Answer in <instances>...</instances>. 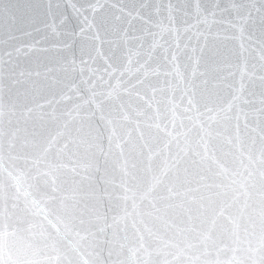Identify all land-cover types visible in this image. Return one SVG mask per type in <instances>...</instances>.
I'll use <instances>...</instances> for the list:
<instances>
[{"label": "water", "instance_id": "1", "mask_svg": "<svg viewBox=\"0 0 264 264\" xmlns=\"http://www.w3.org/2000/svg\"><path fill=\"white\" fill-rule=\"evenodd\" d=\"M3 2L11 7L10 13L0 17V82L3 86L5 105L3 183L6 206L11 209L8 195L15 191V188L11 187L13 181L9 178V170L13 171V175H19L21 170L29 172L30 176L35 175L31 159L40 152L41 145L46 146V142L54 137L58 140L57 147H62L65 142L75 139L79 147L72 144L70 151L62 153L57 151V147H53L49 150L47 158L41 160L39 167L45 169L49 164L65 165L55 172L59 189L55 195L74 197L77 215L82 213L86 221L83 226L79 225V220L76 221L78 229L81 230L80 234L84 235L82 229L87 228L95 233L96 240L93 242L92 237H89V242L80 241L73 232L62 241L61 247L62 250L68 251L71 245L75 244L79 254H73V258L77 261L89 260L99 261V264H112L117 256L114 251L109 257V250H119V242H122L124 237V232L120 231L117 240L113 234L114 229L110 227L112 217L123 214L124 202L117 198L122 194L119 188L120 169L114 157L106 158L96 148L89 147V144L98 142L96 138L103 134V147L107 152L108 133L99 119L100 112L95 109V104L87 103L93 92L99 94L110 90L109 84L113 86L117 84V79L107 75L105 69L113 72L123 87L132 89L133 85L136 86L131 96L122 93V100L126 105L131 102L134 108H142L145 114L136 117L133 112V121L123 131L131 132L135 141L140 135L136 131L139 121L145 137H152L150 142L153 148H164L166 140L160 138L163 136L162 133L160 137H156L155 128L147 127L148 123L153 122L149 117L156 116L157 108L163 114L166 105L168 108L171 107L168 105V99L175 96L176 102L179 103V98L183 94L184 85L174 90L169 89L167 82L175 85V73L165 76L164 72H170L173 67L178 66L180 72L191 79L192 69L195 67L197 84L207 79L211 86L218 82V77H221L226 78L227 85L234 84L237 89L240 87L243 73L245 88L238 105L240 119L237 121L233 117L230 122L213 125V135L209 144L210 153L214 152L228 169L227 178L214 175L219 172L215 165H212L211 171L208 168L200 169L185 158L181 168H188L189 173L185 175L181 170L179 179L174 178V182L178 186L180 184L187 186V182L191 181L195 187L196 181L204 177V183L215 181L229 184L241 191V183L248 182L250 196L247 197L248 207L243 211L242 218L237 209L243 207L245 197L241 196L239 204L231 209L232 214L239 219V244L233 243L235 237H226L227 242L237 251L221 253L219 258L227 260L235 255L237 258L248 260L250 264L252 254L249 249L258 248L261 235L259 151L260 128L264 127V115L261 114V109L264 108V104L261 103L264 99V82L258 77L264 74L260 70V41L264 39V23L261 22V13L256 11L261 8V0H235L237 4L243 5L239 13L233 10V0H200L199 17L195 11L196 0H105L104 14L111 17L115 12L122 18L119 21H112L110 31L107 34L101 33L102 38L95 40L92 38L94 33L80 34V21L72 15L71 8L66 4L61 6V10L69 17V22L61 28L51 16L30 11V7H34L37 0ZM46 3L47 0L45 5ZM141 3H147L151 7L141 8ZM170 4L176 9L171 14V19L168 11ZM121 7L125 9L123 13L119 11ZM156 8L160 10L158 14ZM249 9L252 10L251 17L246 22L240 20L241 15L247 16ZM213 12L215 15H212ZM71 32L76 35L70 36ZM173 53H176L175 61L171 60ZM82 60L87 64H83ZM109 64L114 68H109ZM142 66L160 69L159 75L149 74L143 87L138 82V79H145ZM89 69L95 70V74ZM253 72L255 76L251 75ZM101 76L103 80L100 79ZM149 85L158 89L155 95L159 103L154 102L151 109L136 97L137 91L141 96L147 92L148 97H151L153 93ZM231 93V87H223L219 90V96L215 98L216 103H226L231 99ZM100 99L102 97L97 95L96 100ZM10 106H14L11 116ZM92 111H95L94 117ZM177 112L179 114L180 110ZM104 113L106 116L109 113L115 115V109L107 101ZM168 117H171V112H168ZM58 133L63 135L58 136ZM12 134L15 135L13 154L27 155L29 158L27 165L24 159L15 161L8 159V141ZM237 135L239 141L236 139ZM229 137L232 138V144L227 142ZM80 141L84 143L81 144ZM237 144L239 148L235 146ZM199 150L203 152V148ZM176 152L177 148L173 143L169 149H164L161 155L153 157V168L162 166L164 158L170 159ZM249 154L254 157L253 162L249 161ZM89 164L91 167H88ZM148 164L147 159H144L142 167L146 169ZM209 164L211 165V161ZM73 167L76 168V172L71 171ZM249 170L254 173L251 179L248 177ZM30 176L24 179L28 183L36 184L39 192H51L50 185H45L43 179H39L37 183L31 180ZM233 180L238 183L232 184ZM229 192L231 195L230 190ZM58 203V200L50 202L49 207ZM68 203L71 204L73 201L69 200ZM128 203L131 211V201ZM23 207L21 197L16 211L23 218L20 223L21 229H27V221L36 218L21 212L20 209ZM174 222L179 227L185 226L178 216L174 217ZM128 223L130 225L131 221ZM120 227L121 229L124 227L123 222ZM155 227L160 228L162 232L164 230L163 224L159 222H155ZM213 235L217 236L218 231ZM30 238V233L21 231L17 238L6 240L5 258L7 259V246L11 245L13 259L19 260L21 264L33 260L45 264V255L27 246ZM33 243L35 244V240ZM194 255L199 256L200 253ZM200 258L215 261L217 253L212 251L210 256ZM151 259L162 258L153 255Z\"/></svg>", "mask_w": 264, "mask_h": 264}, {"label": "snow or ice", "instance_id": "2", "mask_svg": "<svg viewBox=\"0 0 264 264\" xmlns=\"http://www.w3.org/2000/svg\"><path fill=\"white\" fill-rule=\"evenodd\" d=\"M66 4L71 8L72 15L80 21V34H93L92 38L101 39V33L107 34L112 28V21H119L122 17L116 15L115 12L109 15L105 13V0H37L34 7H30V11L34 14H44L51 16L54 22H58L59 27L63 28L69 22V17L61 10V6ZM151 5L141 3V8H149ZM218 7V5H217ZM233 10L240 12L243 5H239L233 0ZM201 10L200 0H196V13L199 17ZM121 13L125 11L123 7L119 9ZM155 11L159 13V8ZM169 16L176 11L171 4L168 8ZM261 13V22L264 23V0H261V8L256 9ZM11 12V7L4 4L0 0V17ZM131 14V12H129ZM215 15V12L212 13ZM252 15V10H248L247 16L241 15L240 20L245 21ZM82 18V19H81ZM241 27V31H242ZM70 36H75L76 33H69ZM67 44V41H65ZM178 47V46H177ZM176 53L172 54L171 60H176ZM191 59V58H190ZM87 64L86 61H81ZM109 68H114L109 64ZM144 69L143 75L145 79H138L141 87L145 85L149 74L159 75L160 69H149L142 66ZM95 74V70L89 69ZM260 70L264 73V39L260 41ZM175 73V85L172 82H167L170 90L180 88L184 85L183 94L179 98V103L176 102L175 96L168 99V105L165 106V112L162 114L157 108L156 116L149 117L152 123H148L149 129L155 128L156 137L165 139L164 148H153L150 140L152 137L146 138L143 129L140 127V122L137 121L136 131L140 133L135 141L132 138L131 132L125 133L124 128L130 124L134 117L144 115V111L140 107H133L131 102L127 105L122 100V93L132 95V91L136 89L133 85L132 89H128L121 85L119 78L114 76L113 72L105 69V73L117 79L115 86L109 84L110 90L102 91L99 94L93 92L92 98L87 101L89 105L95 104V109L100 112L99 119L108 133V150L104 151L103 134H100L96 139L98 142L89 144V147L96 148L106 158L114 157L117 167L120 169V184L119 188L122 191L118 195V199L124 202L123 214H117L112 217L110 227L114 229V236L119 240L118 233L124 232L122 242H119V250L110 249L109 257L115 254L117 259L112 264H249L248 260L237 258L235 255L231 259L221 260L220 254L232 251L235 253L236 248H232L227 242L226 237L232 238L233 243L239 244L238 229L239 219L233 215L231 209L236 207L240 202V197L243 196V207L237 209L242 218L243 211L247 209V197L250 196L248 191V182L241 183V190L232 188L229 184L224 183H204V177L200 181H196V186H192V182L177 185L175 180L179 179L181 170L187 175L188 168H181L185 162V158L191 161L192 165L204 169L208 168L211 171L212 165L219 168V172L214 173L216 176H224L227 178L228 169L219 161L214 152L210 153L209 144L213 135V125L230 122L233 117L237 121L239 115V101L242 99L245 85L243 76L241 75V83L239 89L235 85H227L226 78H217V83L210 86V82L205 79L201 84L195 82L197 70L192 69V78H188L186 74L181 73L179 67H173L172 71L164 72L165 76ZM255 76V72L251 74ZM264 82V74L258 77ZM103 80V76L100 77ZM231 87V99L226 103H216V97L219 96V90L223 87ZM151 87L153 95L148 97L147 92L140 95L136 92L137 100L143 101L151 109L156 101V92L158 89ZM162 91V90H161ZM102 97L96 100V96ZM111 103L115 109V115L109 113L107 116L104 113L105 102ZM247 102V101H245ZM264 104V99L261 100ZM78 108L80 106H77ZM12 108L10 106L9 115L11 116ZM4 101H3V86L0 82V264H21L19 260L13 259V249L11 245L7 246V259L5 258L6 240L15 239L21 231L30 233L31 238L28 240L27 246L34 248L35 252L42 253L46 257L45 264H99V261H77L73 258V254H79L78 247L73 244L68 251L62 250V241L67 238L70 233L75 232L80 241L89 242V237L92 241L96 240L95 233L90 232L87 228H83L84 235H81V230L78 229L76 221L79 220V225H85L83 214L77 215V205L74 197L55 195L59 189L57 187L58 178L55 172L58 168H63L65 165L54 166L49 164L47 168L41 169L39 164L42 159L47 158L49 150L57 147V138H51L46 142V146H40V152L32 157L31 164L35 167V175L29 174L27 171L21 170L19 175H13V171L9 170V178L13 181L11 187L15 188L14 192H10L8 200L11 201V209L5 203V191L3 183V172L5 171L4 164V133H3V116H4ZM180 110L179 114L177 110ZM168 112H171V117H168ZM261 114L264 115V108L261 109ZM92 116H95V111H92ZM247 114H245V117ZM179 120V125H177ZM187 121L188 123H185ZM171 124V128H169ZM247 123L245 127L247 128ZM261 148L259 151V175H260V217H261V235L259 238L258 248L252 249L250 264H264V127L260 128ZM63 135L58 133V136ZM219 135V133H217ZM239 141V135L236 137ZM228 144H232V138H227ZM84 143V141H80ZM175 144L177 152L171 158H164V163L159 168L154 169L152 160L154 156L161 155L164 149H169V146ZM80 145L75 139H70L65 142L62 147H57L58 152L70 151V145ZM239 148V144L235 145ZM203 148V152L199 149ZM145 149L147 153L145 154ZM15 152V135L12 134L8 141V159L15 161L24 159L25 165L29 163L27 155L21 156ZM241 156L243 151L241 149ZM144 159L149 162L148 167H142ZM250 162L254 161V157L249 154ZM123 161V163H121ZM211 161V165L209 164ZM88 167H91L89 164ZM76 172V168L71 169ZM143 173V175H141ZM238 173H233L237 175ZM254 173L248 171V177L251 179ZM30 176L33 181L39 182L43 179L45 185H50L51 192H39L36 184L28 183L24 177ZM50 178V179H49ZM238 183L233 180L232 184ZM254 187V185H253ZM32 189L33 191H30ZM206 189L207 191H202ZM215 190V191H214ZM231 191V195L230 192ZM35 193V194H34ZM37 195L39 198H37ZM23 197L24 207L20 209L25 215H31L36 219L27 221V229H21L20 223L22 217L17 213L19 201ZM59 201L58 204H53L49 207L50 202ZM73 203L69 204L68 201ZM129 201H131V211H129ZM179 217L184 227H179L174 222V217ZM131 221L129 225L128 221ZM124 227L121 229V223ZM155 222L163 224L164 230L155 227ZM226 222V223H223ZM228 225L232 227L229 228ZM131 229V231H130ZM35 230V231H34ZM103 231V229H101ZM218 231V235L213 233ZM171 232V235L169 233ZM35 240V244L33 243ZM125 249L127 254H125ZM212 251L217 253V259L210 261L207 259L201 260V256H210ZM34 252V254H35ZM194 253H200L195 256ZM54 254V255H53ZM161 257L162 259L153 260L151 257ZM147 257V259H145ZM171 257V258H169ZM258 257V258H257ZM186 258V259H182ZM26 264H41L40 261H28Z\"/></svg>", "mask_w": 264, "mask_h": 264}]
</instances>
